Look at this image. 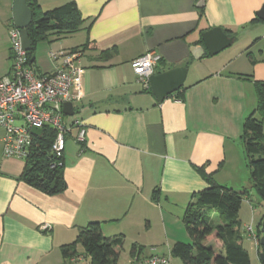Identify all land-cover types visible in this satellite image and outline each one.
Returning <instances> with one entry per match:
<instances>
[{
    "label": "crops",
    "instance_id": "obj_1",
    "mask_svg": "<svg viewBox=\"0 0 264 264\" xmlns=\"http://www.w3.org/2000/svg\"><path fill=\"white\" fill-rule=\"evenodd\" d=\"M68 1L85 28L39 42L33 64L50 73L61 64L50 51L82 48L84 72L72 89L80 98L74 117L63 120H81L85 137L78 140V126L66 133V188L48 194L21 179L25 160L3 154L0 127V264H92L81 244L70 256L62 247L95 221L104 236L122 239L117 264L171 255L177 241L192 240L184 216L194 193L209 178L227 186L228 167L244 172L247 165L241 135L257 108L255 83L264 81V19L257 14L264 0H204L201 7L199 0H38L43 10ZM13 2L0 0V78L13 62ZM217 26L233 31L238 45L195 58L202 33ZM148 51L160 55L154 73L188 69L180 92L163 102L131 66ZM244 237L251 264L252 251L262 264L256 240L247 231Z\"/></svg>",
    "mask_w": 264,
    "mask_h": 264
},
{
    "label": "trees",
    "instance_id": "obj_2",
    "mask_svg": "<svg viewBox=\"0 0 264 264\" xmlns=\"http://www.w3.org/2000/svg\"><path fill=\"white\" fill-rule=\"evenodd\" d=\"M33 19L27 28L31 49L27 51L30 63H34L33 53L38 43L49 40L55 41L84 29L80 10L75 1H68L48 10H43L38 0H26ZM254 20H257L254 19ZM229 36L235 33L225 30ZM84 46V45H82ZM84 48V47H83ZM75 47L71 50H80ZM250 54V53H249ZM252 59V56L250 55ZM252 63L255 60H251ZM258 96L257 108L244 120L241 135L242 146L250 171V181L257 194L264 202V81H256ZM180 90L175 93H179ZM57 130L45 126L39 136H35L31 157L25 160L21 179L35 188L53 194L66 188L63 167H51L52 155L50 150L56 137ZM209 186L194 193V201L189 203L184 216L185 228L192 242L177 241L171 250L172 257L179 258L183 264H251L248 250L243 245L244 234L242 224L238 219L247 189L237 191L225 185L216 183L209 178ZM55 186L52 187V183ZM157 190H154V193ZM153 193V194H154ZM216 214L219 223H215ZM258 249L264 253V212L256 229ZM208 239L222 242L220 251L205 245ZM81 244L92 264H117L122 239L104 236L99 222H91L79 229L76 239L62 247L65 256L76 254V247ZM137 250L132 247V252ZM264 264V260H262Z\"/></svg>",
    "mask_w": 264,
    "mask_h": 264
},
{
    "label": "built area",
    "instance_id": "obj_3",
    "mask_svg": "<svg viewBox=\"0 0 264 264\" xmlns=\"http://www.w3.org/2000/svg\"><path fill=\"white\" fill-rule=\"evenodd\" d=\"M9 37L12 50V66L9 74L0 78V127L4 129L3 154L6 157H17L23 160L31 157L35 136L43 132L45 126L56 128L57 134L52 143L51 167L64 166L66 133L70 127L78 126V140L83 141L85 128L77 119L71 125L65 124L63 104L74 102L80 98L74 96L72 89L80 87L84 67L81 63L82 50L50 51V57L61 64L50 73H40L30 63L27 50L23 48L20 29L11 24ZM160 60V55L148 51L131 62L134 73L145 85L154 73V67ZM41 129L35 135L31 129ZM43 230L50 228L49 224L41 226ZM248 233L258 240L252 227ZM134 264H173L172 255L152 254Z\"/></svg>",
    "mask_w": 264,
    "mask_h": 264
},
{
    "label": "water",
    "instance_id": "obj_4",
    "mask_svg": "<svg viewBox=\"0 0 264 264\" xmlns=\"http://www.w3.org/2000/svg\"><path fill=\"white\" fill-rule=\"evenodd\" d=\"M199 7L204 5V0H199ZM13 25L20 29L23 48L27 51L31 49V42L28 37L27 28L31 24L33 14L26 0H14L13 2ZM258 16L264 19V5L257 12ZM203 45H196L193 48V56L200 58L205 54L216 55L223 49L230 46L234 40L233 36H229L222 27H213L202 33ZM186 66H177L168 70L152 73L149 78V87L158 102H163L165 98L180 90L184 85L187 75ZM63 112L66 115H74L75 110L72 102L63 104ZM31 131L35 135H39L42 131L39 128L32 127ZM55 186V182L52 183ZM264 243V239H262ZM261 259L264 260V253L261 254Z\"/></svg>",
    "mask_w": 264,
    "mask_h": 264
},
{
    "label": "rangeland",
    "instance_id": "obj_5",
    "mask_svg": "<svg viewBox=\"0 0 264 264\" xmlns=\"http://www.w3.org/2000/svg\"><path fill=\"white\" fill-rule=\"evenodd\" d=\"M9 35V33H8ZM10 38V37H9ZM235 43V44H234ZM232 45H238L237 43L239 42H234ZM231 45V46H232ZM4 72L3 67L0 66V74H2ZM69 118L71 119L72 117H74V115H64L63 118ZM244 168V172L242 170H240L238 167L236 166H229L228 169L230 170V172H228L225 176V178H231L230 183H228V187L230 188H234L237 191H242L244 189H247V194H246V198L243 200L240 210L238 212V219L240 220L242 227L245 225V231L248 232V227L251 226L252 227V231H256L257 226L259 225L260 221H261V217L263 215L264 212V202L263 200L260 198V196L257 194L256 190L254 187H252L251 185V181H250V171L248 166H243ZM226 173V172H225ZM223 174V173H222ZM221 174V175H222ZM244 177L246 179H244ZM217 217V216H215ZM213 218L215 223H219L220 220L217 218ZM243 230V234H244V229ZM245 239V237H244ZM192 242V240L190 241ZM205 245L207 246H212L214 249L219 250L215 241H211L208 243V241L205 242ZM247 245V243H246ZM220 251V250H219ZM253 260L252 263L253 264H259V260L258 258H256L255 254L253 253ZM173 264H183L181 262V260L179 258L174 257L173 258Z\"/></svg>",
    "mask_w": 264,
    "mask_h": 264
}]
</instances>
